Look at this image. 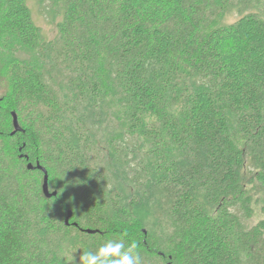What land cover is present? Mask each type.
I'll use <instances>...</instances> for the list:
<instances>
[{"label": "trees", "instance_id": "trees-1", "mask_svg": "<svg viewBox=\"0 0 264 264\" xmlns=\"http://www.w3.org/2000/svg\"><path fill=\"white\" fill-rule=\"evenodd\" d=\"M259 2L48 0L46 39L0 0V264L120 238L141 264H264L244 182L264 190Z\"/></svg>", "mask_w": 264, "mask_h": 264}, {"label": "rangeland", "instance_id": "rangeland-1", "mask_svg": "<svg viewBox=\"0 0 264 264\" xmlns=\"http://www.w3.org/2000/svg\"><path fill=\"white\" fill-rule=\"evenodd\" d=\"M27 5L31 10V14L35 24L40 28L42 35L46 39H52L56 34L57 18L53 15V10L47 6L48 0H26ZM257 10L264 16V0L256 5ZM233 15L225 17V21L232 22ZM30 55V53H28ZM25 55V54H23ZM27 56V55H26ZM32 56V55H31ZM7 59L6 49L0 46V60ZM4 88V83L0 80V91ZM244 182L246 189L252 196V218L248 221L249 226L257 224L259 221L264 220V190L263 186L255 180L252 176L245 173ZM49 186L53 189L52 185Z\"/></svg>", "mask_w": 264, "mask_h": 264}, {"label": "clouds", "instance_id": "clouds-1", "mask_svg": "<svg viewBox=\"0 0 264 264\" xmlns=\"http://www.w3.org/2000/svg\"><path fill=\"white\" fill-rule=\"evenodd\" d=\"M136 249L135 242L126 247L122 238L109 239L96 251H85L80 255L78 264H141V256ZM70 260L73 264V255Z\"/></svg>", "mask_w": 264, "mask_h": 264}, {"label": "water", "instance_id": "water-1", "mask_svg": "<svg viewBox=\"0 0 264 264\" xmlns=\"http://www.w3.org/2000/svg\"><path fill=\"white\" fill-rule=\"evenodd\" d=\"M13 117V125H14V132L20 131V127L18 126L17 119L14 113H12ZM37 169L40 170L43 173V183H42V191L45 196V198H51L56 195V192H50L48 188V175L46 170L41 167L39 164H37L35 167H33L31 164H28L27 169L32 170V169ZM70 212H68L67 217L65 219V224H68L69 218H70ZM95 231L92 230H86V233L93 234Z\"/></svg>", "mask_w": 264, "mask_h": 264}]
</instances>
